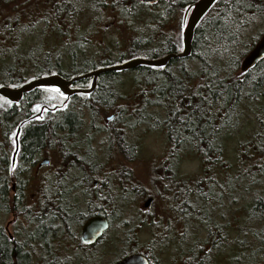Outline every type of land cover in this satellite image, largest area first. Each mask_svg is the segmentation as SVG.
<instances>
[{"label": "trees", "instance_id": "16d2710c", "mask_svg": "<svg viewBox=\"0 0 264 264\" xmlns=\"http://www.w3.org/2000/svg\"><path fill=\"white\" fill-rule=\"evenodd\" d=\"M17 1L0 0V87L17 88L34 78L51 74L71 79L133 58L158 59L177 54L182 44L167 24L179 11L186 14L197 0H168L156 6H144L139 0H41L18 13ZM9 6H12L11 13H5V7ZM159 6L161 12H156V16L151 13L144 21L146 30L131 27V36L126 42H118V48L102 41L100 36L104 32L101 33L100 28L103 21L99 20V15L114 11L126 18L137 17L138 20L139 12H149ZM87 15L91 17L86 18ZM263 16L264 0H218L197 26L188 59L171 60L162 69H135L138 73L134 85L138 87L143 83L150 89L148 94L141 93L142 103L134 112H142L140 120H149L151 127L156 126L157 123L152 122L156 117L143 112L155 108L164 112V120H157L159 123L156 127L165 131L171 155L176 156L179 150L189 151L202 165L203 177L193 181L192 186L189 182L181 181L183 186L178 207L189 222L192 220L194 224L207 226V238L197 245L190 237L182 235L180 253L176 249L180 254L176 261L178 264H208L212 261V255L228 243L227 225L213 224L208 227V216L200 212L211 205L214 208L216 203L225 200L227 189L232 193V190L241 187L240 172L232 166L227 168L220 136L229 133L246 105L259 100L264 90V60L248 72L236 75L242 60L233 55L244 34L256 19ZM260 35L248 45L242 57ZM189 61L198 66L197 71L189 69ZM119 74L99 76L92 93L70 97L64 107L45 113L38 121H34L33 112H26V109L30 110L39 101L37 93L52 90H35L25 95L22 106L0 97V136L5 140L8 131L15 125L20 128L19 165L27 164L48 147L58 151L64 164L60 172L53 171L49 175L50 180L45 186L39 187L38 191H44L41 196L36 194L38 203L35 209H21L22 213L28 212V216H31L32 232H20L16 228L15 235L10 236L0 226V264H31L38 251L42 255L40 263L63 264V246L71 243L77 247V233L87 219L103 216L110 221L111 227L109 213L120 216L126 210L131 194L141 195L137 192L139 189L129 186L130 176L123 171L96 180L101 164L87 150L88 142L75 136L83 123L80 110L89 112L93 126H97V120L104 114L116 110V103L123 99L117 92ZM194 81H198L196 85ZM90 82L91 79L82 80L72 87L87 89ZM122 123L124 125L121 127H131ZM256 125L257 130L242 144L240 157H245L248 163L257 161L258 165L255 166L264 171V112L257 114ZM103 126L98 129L102 128L106 137L113 139L111 141L121 148L125 157L136 155L137 148L126 143L124 132L122 135L120 130L114 128L108 131ZM7 153L2 154L1 160L5 162L2 166L4 171L0 172V213L10 210L7 197L11 180L6 172L9 169ZM218 171L225 175L222 184L215 178ZM164 172H169L167 167ZM24 184L21 182L19 185L21 193ZM172 191L177 197L179 191ZM172 202L174 205L177 199L171 200L170 204ZM248 206L246 215L251 224L264 220L262 196L253 199ZM143 213L140 211L137 214L136 230L149 227L147 229L152 234L156 233L155 238L149 240L148 247L146 245L140 249L134 226L125 235L127 247L120 255L148 254L157 260L156 264H161L156 254L159 253L158 248L154 247L159 246L156 243L162 242L173 226L170 220L169 224L162 226L161 217L164 215L152 216L150 223L146 224L145 221L149 220L143 219ZM173 213L176 219V214L180 212ZM189 228L190 225H184L185 231L190 232ZM249 231L254 246L244 250L234 248L228 264H264V225L258 230L253 228ZM185 246H189L188 249ZM84 252L87 254L86 250ZM90 253L94 257L99 256L97 252Z\"/></svg>", "mask_w": 264, "mask_h": 264}, {"label": "rangeland", "instance_id": "374dc122", "mask_svg": "<svg viewBox=\"0 0 264 264\" xmlns=\"http://www.w3.org/2000/svg\"><path fill=\"white\" fill-rule=\"evenodd\" d=\"M35 1L39 2L41 0H18L17 13L31 8L32 5L35 4ZM11 9L12 6L5 7V13H11ZM160 10L161 6L149 12L141 11L139 12L140 17L138 20H136L137 17L126 18L114 11L99 15V20L103 21L100 31H102L101 33L104 32L100 37L102 41L118 48V42H126L131 36L129 33L131 32V27H136L145 31L146 26L144 21L150 17L151 13H160ZM186 14L179 11L167 24L169 30L179 39L180 44ZM90 17L91 15L86 16V18ZM86 21H89V19ZM263 31L264 16L254 21L253 26L244 34L241 42L233 51V55L239 58L241 57V60H243L242 53L246 51L248 45H251L254 39ZM116 54L115 52L114 56H116ZM187 65L193 72L198 69V66L192 61H189ZM137 73L138 72L134 69L129 72H121L119 76H117L119 83L117 92L123 99L118 100L115 105V111L108 112L104 114L100 120H97V126H93L92 117L89 112L80 110L83 123L75 136L88 142L89 147L87 150L93 153L101 164L100 172L96 180L105 179V177L107 178L114 173L123 171V173H128L130 176L129 186L134 189H139L137 192H140L141 195L136 193L134 196L131 194V198H129L128 203H126V210L120 216L112 215L111 212L109 213L111 227L104 242L96 246L95 250L87 249L86 254L85 252L78 251L71 243L63 246L61 250L62 257L65 259L63 264H113L120 256L121 252L127 247L125 235L130 229L134 228V226V233L137 232L138 236V246H140V249L146 247V245L150 243L149 240L155 238L156 233L152 234V231L147 229L149 227H139V229L136 230L138 226L136 218L137 214L142 211L144 202L149 196L152 198L154 197L150 204L149 213L154 217L164 215L165 217H161V221L163 222L162 226L165 227V225L169 224L168 220H170L171 226H173L170 231H167L168 236H164L162 242L156 243L159 246L154 247L156 249L158 248V257L160 258L161 264H173L179 259V244L182 243V235L185 234L186 237H190L191 241L197 243V245L199 242L203 243L207 238V226H202L197 223L194 224L192 220L189 222L181 213V208L178 207L180 204L181 187L183 186L181 181L189 182V185L192 186L194 184L193 181L203 177L202 165L197 157L189 151L179 150L176 156L171 155L172 151L166 140L165 131L159 126L156 127L159 123L157 120H164V112L157 108L149 109V112H143L148 116L152 114L156 117L155 121H152L153 124L157 123L155 127L150 126L152 123L149 122V120H140L141 118L139 116L142 112H134L135 109L140 108L142 103L141 93L148 94L150 89L148 85L143 86V83H140L138 87L134 85L133 82ZM239 74L241 75L240 69L236 72V75ZM29 76L32 77V75ZM197 82L198 81H194L193 84L196 85ZM261 92L262 95H260L259 100L246 105L241 112L242 116H239L235 126L231 128L229 133L225 132V134L222 135L223 137L220 136L225 160L228 164L227 168L230 166H232L233 169L236 168L240 172L239 177L242 183H240L241 187L232 190V193L228 192L229 189H227L226 194H228V196L226 199L216 203L214 208L211 205L208 206L205 211L202 210V212H200L202 215L205 214L208 216L206 220L208 227L213 224L222 226L227 225L228 243L226 246H221V248L212 255V261L208 264H228L231 261L234 248L239 249L241 247L244 250L253 247L254 242L249 230L253 228L254 230H258L264 225V220L257 222L258 224H251L246 215L248 214L246 212L247 208H249L248 205L253 199L258 196L264 198V171L255 166L258 165L257 161L248 163L245 157H240L242 144L252 135L253 131L257 130V114L264 112V90ZM36 96L39 101L34 103L31 107L33 119L36 118L41 120L45 113L48 114V112L43 111H54L56 108L64 107L67 102L58 93L52 91H40ZM121 110L125 112H121ZM134 116H138V118ZM122 121L131 127H121L124 125ZM100 126H103L108 131L111 128L120 130V134L122 135L124 132L126 143L128 142L133 145V147L137 148L136 155H134V157L130 156V158L125 157L121 148L111 141L113 139H108V137H106V132H104L102 128L98 129ZM122 129H124V131ZM16 130L17 128L15 125L14 128L8 131L5 140H3L2 135L0 136V172L4 171V167L2 166L3 162H5V160L1 162L3 159L2 154L8 152L6 161L9 164V169L6 172L11 180L8 185L7 197L10 210L7 213H0V226L10 236L15 235L16 228L20 230V232L22 230L27 233L33 231L34 226L30 220L31 216H28V212L22 213L21 209L30 208L33 210V207L35 209L38 203L36 194L41 196L44 191H38L39 187L46 185L50 178L49 175L53 171L60 172L64 168L61 157L54 147H48L44 152L33 160L28 161V163L23 166H20L17 161V166L14 168L13 157L15 153ZM87 130L88 133L86 132ZM3 146L5 148H3ZM45 159L48 160L46 166L38 167V164ZM165 167H167L169 171L167 174L164 172ZM257 171L258 173H255ZM231 172L234 173L235 170H231ZM220 174L221 171H218L215 178L222 184L221 182L225 180V175L224 173ZM12 179H15V181ZM171 179L176 183H172ZM21 182H25L22 193L19 190ZM175 189L179 191L177 197L175 196L176 193L174 194L172 191ZM138 196L140 197L138 198ZM15 198L16 200H14ZM175 199H177V202L174 203L175 206L173 202L171 205L170 201H174ZM174 211L180 212L176 214V219L174 217ZM142 215L143 219H146L145 213ZM184 225H190L189 230L191 234L188 230L185 231ZM188 247H186V249H188ZM176 249H178L179 253H177ZM92 251L99 253V256L94 257L93 253H90ZM36 255L37 257L33 258L31 264H42L40 263L42 258L41 251H38Z\"/></svg>", "mask_w": 264, "mask_h": 264}, {"label": "water", "instance_id": "95a60500", "mask_svg": "<svg viewBox=\"0 0 264 264\" xmlns=\"http://www.w3.org/2000/svg\"><path fill=\"white\" fill-rule=\"evenodd\" d=\"M144 6H156L160 2L167 0H139ZM218 0H197L188 8V13L184 21L181 33V51L177 54H168L158 59L133 58L122 64L99 68L89 73L65 79L58 74H51L43 77L34 78L17 88L8 86L0 87V97L12 104H18L25 95L35 90H52L58 93L66 101L74 95H88L96 88L99 76L106 73H121L131 71L139 67L160 69L167 66L171 60L186 59L191 55L192 43L197 26L216 4ZM264 59V32L243 58L240 64L242 73L253 69L258 62ZM91 79L90 86L87 89L73 88L72 86L79 81ZM20 128L17 129V135ZM48 160H43L41 165H46ZM151 199L145 202L148 206ZM108 229V222L102 217H93L87 220L80 231V239L84 244H93L101 238L103 233ZM114 264H148L147 259L140 254L128 255Z\"/></svg>", "mask_w": 264, "mask_h": 264}, {"label": "flooded vegetation", "instance_id": "af4514ba", "mask_svg": "<svg viewBox=\"0 0 264 264\" xmlns=\"http://www.w3.org/2000/svg\"><path fill=\"white\" fill-rule=\"evenodd\" d=\"M168 1V0H167ZM193 4V3H192ZM183 14H185V13H183ZM184 16V15H183ZM24 98V97H23ZM22 103H23V99L18 103V105H20V106H22ZM19 109V111H20V108H18ZM66 110H63V112H65ZM26 112H31V109L30 110H27L26 109ZM43 112H53V111H50V110H45V111H43ZM56 112H58V111H56ZM33 117V116H32ZM31 117V118H32ZM38 120H40V119H34V121H38ZM42 123V122H41ZM34 125V124H33ZM16 128H18V127H16ZM20 130H19V133H18V135H17V130H16V134H15V153H14V160H13V162H14V164H13V167L15 168L16 166H17V161H18V154H19V139H20ZM46 160V159H45ZM41 166H46V165H41V162L38 164V167H41ZM17 169V168H16ZM17 171V170H16ZM147 200H149V199H151V201H150V203H149V205L147 206V207H145V205H144V207H143V209H142V211L145 213V215H146V219H148L149 221H145V223L146 224H149L150 223V217H152V215H151V213H149V211H150V204H151V202L153 201V199H154V197L152 198L151 196H149L148 198H146ZM146 200V201H147ZM94 217H102V218H105V217H103V216H94ZM91 218H93V217H91ZM90 219V218H89ZM89 219H87V220H89ZM106 220H107V222H108V229L103 233V235L101 236V238L100 239H98L95 243H93V244H84V243H82V241H81V239H80V231H81V228H82V226L79 228V231H78V233H77V238H78V245H77V250L78 251H80V252H84L85 250H87V249H89V250H95V248H96V246H98L99 244H102L103 242H104V239L106 238V235H107V233H108V231H109V229H110V221L107 219V218H105ZM86 220V221H87ZM85 221V222H86ZM84 222V223H85ZM83 223V224H84ZM150 242V241H149ZM111 244V243H110ZM150 244V243H149ZM149 244L147 245V247L149 246ZM104 245V244H103ZM147 249H151V248H147ZM127 252H129L128 250H126ZM125 251V252H126ZM92 252H96V251H92ZM124 252V253H125ZM143 253H146V252H143ZM132 254H140V255H143L146 259H147V261H148V264H156V261L157 260H155V259H153V258H151L150 256H148V254H141V253H132ZM132 254H122V255H120L114 262H113V264L115 263V262H117V261H119V260H121L122 258H124V257H126V256H128V255H132ZM154 254H155V252H154ZM157 254V256H159V253H156ZM157 259H159V261H160V258L159 257H157ZM155 262V263H154ZM157 263H159V262H157ZM173 264H178L177 262H174Z\"/></svg>", "mask_w": 264, "mask_h": 264}, {"label": "bare ground", "instance_id": "6f19581e", "mask_svg": "<svg viewBox=\"0 0 264 264\" xmlns=\"http://www.w3.org/2000/svg\"><path fill=\"white\" fill-rule=\"evenodd\" d=\"M216 3H217V2H216ZM263 32H264V31H263ZM263 32H262V33H263ZM262 33H261V35H262ZM261 35H260V36H261ZM259 38H260V37H259ZM259 38H258V39H259ZM257 41H258V40H257ZM257 41H256V42H257ZM256 42H255V43H256ZM255 43H254V44H255ZM253 46H254V45H253ZM253 46H252V47H253ZM252 47H251V48H252ZM248 52H249V50H248ZM248 52H246V54L243 56V58L247 55ZM188 58H189V57H188ZM188 58H186V59H188ZM186 59H185V60H186ZM263 60H264V59H263ZM258 63H259V62H258ZM165 67H166V66H165ZM165 67H164V68H165ZM160 69H162V68H160ZM1 172H2V171H1ZM146 200H147V199H146ZM146 200H145V202H146ZM145 202H144V204H145ZM148 205H149V204H148Z\"/></svg>", "mask_w": 264, "mask_h": 264}]
</instances>
